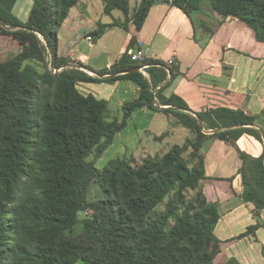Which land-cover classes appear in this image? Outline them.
Listing matches in <instances>:
<instances>
[{"label":"trees","instance_id":"trees-1","mask_svg":"<svg viewBox=\"0 0 264 264\" xmlns=\"http://www.w3.org/2000/svg\"><path fill=\"white\" fill-rule=\"evenodd\" d=\"M17 1L0 0V264H239L223 255L230 241L215 235L220 216L202 191L207 177L201 150L207 138L236 148L249 135L263 144L264 113L255 117L224 107L194 113L177 95L157 93L159 105L166 106L162 111L193 138L165 153L114 158L97 169L94 161L133 111L156 110L152 91L166 78L165 64L146 61L149 79L134 71L140 65L130 60L137 47L132 37L116 62L94 72L58 52V31L81 0H30L24 22L13 12ZM157 1L140 0L131 10L128 0H101L103 15L119 11L122 20L99 23L90 43L110 28L126 30L129 23L140 31ZM170 4L188 17L237 19L264 42V0ZM201 26L213 34L205 22ZM72 63L76 66L65 67ZM121 80L136 86L139 96L123 105L120 120H109L106 101L79 90L81 84ZM236 150L240 198L253 205L257 217L264 211V152L252 157ZM94 184L99 195L91 200Z\"/></svg>","mask_w":264,"mask_h":264},{"label":"crops","instance_id":"crops-1","mask_svg":"<svg viewBox=\"0 0 264 264\" xmlns=\"http://www.w3.org/2000/svg\"><path fill=\"white\" fill-rule=\"evenodd\" d=\"M170 1L158 0L138 32L129 23L126 30L108 29L91 44L86 38L96 30L101 18L93 20L88 17L75 28L70 27L68 36L62 41L58 34L59 55L94 72L108 69L116 62L126 51L132 37L136 45L147 49V61L165 64L166 78L152 91L156 110L147 107L137 109L127 123L132 125L136 122L147 129L150 139L160 145L154 154L165 153L172 146L179 145H169L167 140L179 135L175 130H187L177 127L174 117L162 111L166 106L159 105L155 97L157 93L161 98L177 95L194 113L218 107L239 109L255 117L264 113V42H257L252 30L237 19L222 20L215 14H209L198 15L193 21L192 15L188 17L173 7ZM128 2L130 4V0ZM139 2L135 0V6L131 8L129 5V8L133 10ZM30 8L31 4L22 1L14 9L24 22ZM114 14L113 11L111 16H105L101 11L102 16L110 19L101 24L122 20L121 13ZM65 21L61 27L65 24L67 28ZM203 22L213 32L212 35L202 29ZM114 32H120V44L116 48L102 45L103 40L112 41L110 36L116 34ZM169 61L171 65H168ZM68 65L76 66L73 63ZM81 70L95 77L94 72ZM173 70L175 78L171 80ZM145 74L143 76L149 79L147 72ZM83 85L85 92L81 93L106 101L109 111L121 109V115L123 105L139 96L138 88L126 80ZM236 148L252 157H259L264 152V143L244 135L236 142ZM236 148L213 138L205 140L201 153L207 179L202 183V191L208 202L218 207L220 219L215 228L216 237L230 241L223 246V255L235 258L239 264H264V211L255 217L253 205L240 198L241 161ZM255 225L258 228L253 234L231 241Z\"/></svg>","mask_w":264,"mask_h":264},{"label":"rangeland","instance_id":"rangeland-1","mask_svg":"<svg viewBox=\"0 0 264 264\" xmlns=\"http://www.w3.org/2000/svg\"><path fill=\"white\" fill-rule=\"evenodd\" d=\"M26 2L31 4L30 0H18L16 3V6L20 2ZM130 7L133 8L135 6V0H130ZM15 6V8H16ZM103 5L101 0H81V2L73 7L69 15L67 17V22L68 27L65 28L62 26L59 31V38L62 41L63 38L68 36L69 31L71 28H75L80 22H82L86 18H92L93 20L95 18H101V23H107L110 21L109 18L102 16L101 11H102ZM15 11V9H14ZM28 12V11H27ZM114 15H119V11H114ZM17 15V18L23 19V17L20 14H17L15 11L14 13ZM199 14L193 13L192 14V19L193 21H196V18ZM71 27V28H70ZM116 34H111L110 39L112 40L111 42H108V40H103L101 43L102 45L108 46L111 45L113 48L117 47L120 44V32H114ZM119 35V36H118ZM90 45V43H89ZM85 85H79V90L81 92H85L83 89ZM121 109H113L112 111L110 110V115H109V120H114V119H121ZM143 125H137L136 122L132 125H127L126 128L117 134L113 140L112 145L104 152L101 158L97 159L94 161V164L97 169H102L105 164L114 158H124V157H129L133 156L136 160H140L143 156L145 155H154V152L156 149L160 146L158 143L154 142L153 140L150 139V136L147 133V129L142 127ZM151 131V130H150ZM179 135L177 134L175 137L171 138L170 140H167L169 145L172 144H179L181 145L183 141L187 138H192V135L188 130H175ZM152 132V131H151ZM166 147V145H164ZM161 148V147H160ZM89 158L88 160H90ZM97 195H99V188L97 185H91L90 187V193H89V198L91 200H94L97 198ZM85 216V214H83ZM81 215V217L83 216ZM87 215H90V212L87 213ZM80 232V227H76L73 231V233H79ZM77 264H82V263H77Z\"/></svg>","mask_w":264,"mask_h":264},{"label":"built area","instance_id":"built-area-1","mask_svg":"<svg viewBox=\"0 0 264 264\" xmlns=\"http://www.w3.org/2000/svg\"><path fill=\"white\" fill-rule=\"evenodd\" d=\"M87 41H91V37L88 36ZM137 47L132 51L131 55H130V60L138 65H140L139 72L142 73V75H146L145 71L146 69L149 67L145 62L147 61L146 59V55H147V49L141 47L140 45H136ZM172 62L169 61L168 65H171Z\"/></svg>","mask_w":264,"mask_h":264},{"label":"water","instance_id":"water-1","mask_svg":"<svg viewBox=\"0 0 264 264\" xmlns=\"http://www.w3.org/2000/svg\"><path fill=\"white\" fill-rule=\"evenodd\" d=\"M65 67H70V65H66ZM73 67H75V66H73ZM134 71H139V69H135ZM199 123H200V121H199Z\"/></svg>","mask_w":264,"mask_h":264}]
</instances>
